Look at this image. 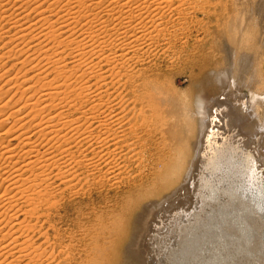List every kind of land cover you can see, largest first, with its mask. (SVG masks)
<instances>
[{
    "label": "bare ground",
    "instance_id": "1",
    "mask_svg": "<svg viewBox=\"0 0 264 264\" xmlns=\"http://www.w3.org/2000/svg\"><path fill=\"white\" fill-rule=\"evenodd\" d=\"M257 27L264 0H0V264H264ZM176 43L185 99L148 74ZM106 185L118 205L56 224Z\"/></svg>",
    "mask_w": 264,
    "mask_h": 264
},
{
    "label": "rangeland",
    "instance_id": "2",
    "mask_svg": "<svg viewBox=\"0 0 264 264\" xmlns=\"http://www.w3.org/2000/svg\"><path fill=\"white\" fill-rule=\"evenodd\" d=\"M256 32H258L259 35L261 34V36L263 37L264 27L263 29L260 27H257ZM215 43L216 42H213V44ZM260 46H262L261 48H263L261 49V52H263L262 54H263V62H264V46L262 45L261 42H260ZM190 50L191 49L189 47L188 48L184 46L182 47L179 43H176V46L172 50V54H171L176 59V63H174L172 67H170L169 61H166L165 59L163 61L160 59L158 60L154 59L152 61V64L150 65L151 68L148 70V74L157 76L159 82L163 83V87L165 89L172 90L181 99L191 97L193 93L195 92V90L200 85V84L198 85L196 84V70L192 69L190 65L188 64V56H190L191 54ZM29 52L32 53L33 51H29ZM215 53H216L215 55L217 59L219 60L220 58H222V55L224 56V50L222 51L219 49L215 51ZM22 56H20V58H22ZM177 57L180 60L179 59L177 60ZM10 60H12V58ZM17 60L18 58L15 60L13 59L12 61H9L6 63V69L10 68V74H13V72H16V70H19L18 68H21L20 65H18L17 67L16 65ZM113 66L114 64L109 67H113ZM11 67L12 68L15 67V68L11 70ZM26 68L28 67H25L24 69ZM101 72L102 71H99L97 73H101ZM105 72L106 71H103L101 74ZM202 78L203 76H201L200 80ZM2 83H4L3 80L1 81L0 86H2ZM242 85L244 84H241V86ZM211 87H212V90H211ZM225 87H226L225 83H222V85H219L217 88L214 87L213 83H210L208 87L203 86L204 88L203 90H205L204 96H205V102L207 103V106L209 107L213 106L214 102L220 98V95L224 91ZM213 88L215 90H213ZM255 88L254 90H256V92L264 93V86H260L257 84ZM240 96L249 98L250 96L249 88L248 87L243 88L242 86L240 90ZM263 139L261 142H263ZM119 192L120 191L118 189L113 188L108 185L104 187H98V188H93V189L88 190L85 194H83L80 198H78L76 202L67 203L63 205L62 208H60L59 213L63 215V222H59L56 219V224L60 223L63 226V228L68 229V230H74L73 228L74 226H76L77 218L79 217L78 212L81 215H83L91 211H94V212L101 211L104 207L109 206L111 204L118 205V202L121 198L120 197L121 194ZM126 254H127V251H126Z\"/></svg>",
    "mask_w": 264,
    "mask_h": 264
},
{
    "label": "snow or ice",
    "instance_id": "3",
    "mask_svg": "<svg viewBox=\"0 0 264 264\" xmlns=\"http://www.w3.org/2000/svg\"><path fill=\"white\" fill-rule=\"evenodd\" d=\"M248 171L249 173H251V175L248 177L249 181L251 182L252 180H254V170L252 168L251 162L249 163Z\"/></svg>",
    "mask_w": 264,
    "mask_h": 264
}]
</instances>
